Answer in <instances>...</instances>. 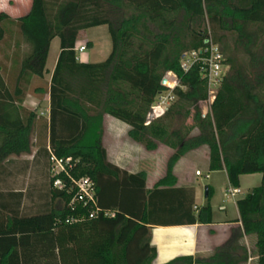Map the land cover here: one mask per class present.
<instances>
[{
    "label": "trees",
    "instance_id": "trees-1",
    "mask_svg": "<svg viewBox=\"0 0 264 264\" xmlns=\"http://www.w3.org/2000/svg\"><path fill=\"white\" fill-rule=\"evenodd\" d=\"M102 25L112 40L109 56L80 61V31ZM55 37L60 53L49 89V132L38 139L44 145L37 154L71 157L70 175L94 182L101 213L89 218L88 207L69 205L75 189L65 173L66 187L55 188L51 167L50 204L43 211L24 214V191L0 190V264H152L151 226L212 223L210 189L197 213L193 188L175 186L178 160L204 146L209 172L225 169L232 187L239 188L241 175L260 173L262 181L237 200L242 228L207 262L184 257L168 264H246L250 255L264 264V0H32L22 16L0 12V43L12 48L0 63V167L32 153L38 115L23 102L33 77L47 72ZM210 38L229 69L203 117L207 88L196 68L182 71L180 58ZM167 72L177 73L184 89L176 88L175 102L148 123L154 98L167 89ZM105 115L128 124L129 137L147 150L176 149L152 189L145 172L129 173L109 160ZM247 235L256 237L251 250Z\"/></svg>",
    "mask_w": 264,
    "mask_h": 264
},
{
    "label": "crops",
    "instance_id": "crops-1",
    "mask_svg": "<svg viewBox=\"0 0 264 264\" xmlns=\"http://www.w3.org/2000/svg\"><path fill=\"white\" fill-rule=\"evenodd\" d=\"M31 4H32V0H14L13 5L11 7L12 9L10 8L11 12L8 10H4V12H7L9 15L14 17L22 16L30 10ZM14 10L17 11L24 10V14L14 15V13H12ZM52 43L53 40L50 45L48 59H47V65H46L47 72L45 73L43 78L33 77L27 96L23 102V106L27 110L35 111L38 115L35 131L33 134V140H38L43 138L44 137L43 133L44 134L46 133V135L48 136V132H49V123H50L49 89L51 84V77L60 53V44H59V50H57L54 55L53 64L51 67H49L48 62L51 54ZM81 45H85V44H81ZM81 45L77 46L76 43V49L79 48ZM86 46L88 49V47L91 46V41H89L88 44H86ZM78 59L82 62H94L91 61V58L89 56L84 55L81 57L79 52H78ZM42 95L46 96V102L44 103L43 106L41 103ZM104 124H105V133L103 137V144L107 149L109 160L112 163L118 165L119 167L126 169L129 173L145 172L147 176L146 178L147 188L152 189L155 186V184L165 175L167 168L161 174H158V171L160 167L164 165L165 161L168 160L173 153L170 156H168V154H164V159L161 158V160L157 161L154 155L155 150L148 151L146 149L145 154L147 155V158L142 160L143 163L144 161H150V160L154 161L156 163V169H157V171H154L155 174H152L150 183H148L147 180L148 173L145 169H143V163H141L140 161L139 168L134 169L129 159L130 157L131 159L135 158L136 151L139 150L140 153L142 151L141 145L134 142L129 137L130 126L122 121L119 122L110 118L109 115H105ZM159 145L163 146L164 144H159ZM202 148L203 147L187 152L179 160L185 159L188 164H192L194 160L198 159L199 156L198 154L200 153V151L204 150L203 154L208 162V169H209V163H210L209 149L207 147H206L207 149H202ZM164 150L165 149H163L161 146H158V151L162 152ZM166 152L167 151H165V153ZM123 162L124 163L126 162L127 164L125 165ZM196 171H195V175H196ZM174 175L176 176V183H175L176 187L193 188L195 195L194 209H196L198 213L199 209L203 205L200 206L197 204V191L192 184V180H191L192 176L177 174L175 172ZM209 175H210L209 178L214 179L215 184L209 185V187L206 189L207 195L209 189L212 195L213 193L215 194L216 192L215 186L219 187L221 183L227 187L226 194L227 195L230 194L229 190L234 187L231 186L228 179L227 171L225 169L218 171H210ZM246 176H252L254 178H257V181L260 180V183L262 181V174L260 173L241 175L240 186L238 188L240 189V192L243 185V178ZM231 196L235 197L236 194ZM212 197L210 199V204L212 206V214H213L212 223L199 222L196 224H186V225L151 226V234H150L151 245L156 247L157 249V255L154 261L152 262V264H168L174 259L184 258V257H192L194 261L199 259L202 262H207L210 259V257L214 254L215 250L218 247L222 246L228 240L233 229L242 228V223L239 221L240 215L237 207L238 199L234 201L235 213L229 217L228 206H226L224 202L219 204L215 203L212 200L213 199ZM206 202H207V196H206ZM255 241H256L255 235L245 236L244 242L249 250L254 248ZM178 264H188V262L184 261V262H179ZM193 264L196 263L194 262ZM246 264H257V257L254 255H250Z\"/></svg>",
    "mask_w": 264,
    "mask_h": 264
},
{
    "label": "rangeland",
    "instance_id": "rangeland-1",
    "mask_svg": "<svg viewBox=\"0 0 264 264\" xmlns=\"http://www.w3.org/2000/svg\"><path fill=\"white\" fill-rule=\"evenodd\" d=\"M14 0H0V12L4 10H8L11 12L10 8L13 5ZM12 9V8H11ZM123 11V10H122ZM131 13V11H129ZM7 13V12H6ZM12 13L14 15L24 14V10L17 11L14 10ZM11 16V15H10ZM13 18L19 16H11ZM203 25L210 31V25L207 17L205 18ZM5 26L7 28L14 29V26L10 23H6ZM15 37L18 38L17 33ZM91 41V46L82 53L80 56H89L91 61L100 62L107 58L111 49H112V40L110 37L109 29L107 25L96 26L86 30L80 31L77 39V46L81 44H88ZM60 39L55 37L52 43L51 54L49 58V67L52 66L54 55L57 50H59ZM22 49L25 52H28V47L23 45ZM12 48H8L5 42L0 43V63H6L7 57L11 56ZM242 59V58H241ZM240 61V59H239ZM168 75V74H166ZM31 91V90H30ZM46 102V96L42 95L41 103L42 106ZM204 107V106H203ZM110 118L121 122L120 120L109 116ZM180 122V120H179ZM194 133H196L194 131ZM44 145V141L33 140V148L31 154H23L21 156H12L7 162H5L0 167V190L4 192L14 191V190H23L25 194L24 205L22 212L24 214L36 213L39 211H43L50 204L49 199V189H50V167L51 162L48 159L45 153L37 154L40 147ZM164 151H158V148L155 150V159L157 161L164 159V154H168L170 156L175 152V148L167 145H159ZM141 153L140 151L135 152V158H129L132 167L134 169L139 168L140 161L143 163V159L147 158L146 148L141 145ZM202 149H207L204 146ZM149 151V150H148ZM154 151V150H153ZM165 151H167L165 153ZM204 150H201L198 154V159L194 160L192 164H188L185 159L179 160L174 166V172L177 174L191 175L192 184L197 191V204L204 205L206 202V189L211 184H215L213 178H207L206 175L209 172L208 162L203 154ZM169 160V159H168ZM168 160L165 161L164 165L160 167L158 174L164 172L167 168ZM124 163V162H123ZM127 164L126 162L124 163ZM143 169H145L148 173V183L151 181L152 174H155L154 171L156 169V163L154 161H144ZM152 169V170H151ZM202 171V176H196L195 171ZM151 170V171H150ZM157 174V173H156ZM260 184V180L257 181V178L252 176H246L243 178V185L241 188V192L236 194L235 197L230 194H226L227 187L221 183L219 187L215 186L216 192L213 193V201L217 204L223 203L228 206V216H232L235 213V205L234 201L239 198H243L249 193L255 186ZM57 203V201H56ZM55 201L53 204H56ZM59 204V202H58ZM4 219L6 220V216ZM46 228V226H44Z\"/></svg>",
    "mask_w": 264,
    "mask_h": 264
},
{
    "label": "built area",
    "instance_id": "built-area-1",
    "mask_svg": "<svg viewBox=\"0 0 264 264\" xmlns=\"http://www.w3.org/2000/svg\"><path fill=\"white\" fill-rule=\"evenodd\" d=\"M86 49V45H81L76 51L82 53ZM180 67L184 73H189L194 68L199 71L200 77L204 81L208 93L207 99L200 102L202 116L206 117L211 113V106L229 69L222 48L210 38L203 46L184 52L180 58ZM166 74L164 75V78H166L167 82L162 85L167 89L157 93L151 106L149 116L151 115L153 120L162 117L175 102L177 99L175 92L176 88L180 87L184 89L177 73L167 72ZM148 123L150 122L148 121ZM50 162L51 174L54 177L53 186L60 190L66 187V183L60 177L61 173H65L71 181V188L75 189L74 197L69 205H75L77 203L82 204L89 208V218L98 217L101 211L97 203L94 182L87 176H82L76 179L70 175L69 170L74 166L71 157H58L51 153ZM196 175L202 176L203 173L202 171L197 170ZM206 177H210L209 173ZM229 192L231 195H235L240 193V189L232 188ZM102 213L105 216L113 215L112 212L108 211ZM70 221H74V219H71Z\"/></svg>",
    "mask_w": 264,
    "mask_h": 264
},
{
    "label": "water",
    "instance_id": "water-1",
    "mask_svg": "<svg viewBox=\"0 0 264 264\" xmlns=\"http://www.w3.org/2000/svg\"><path fill=\"white\" fill-rule=\"evenodd\" d=\"M166 82H167L166 78H163L162 84H166ZM148 121L149 122L153 121V117L151 115L149 116ZM206 196H207V193H206Z\"/></svg>",
    "mask_w": 264,
    "mask_h": 264
}]
</instances>
